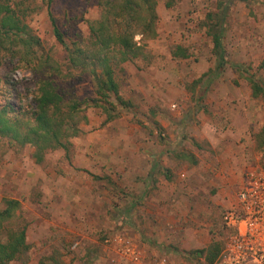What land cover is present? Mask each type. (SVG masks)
<instances>
[{"label":"rangeland","instance_id":"1","mask_svg":"<svg viewBox=\"0 0 264 264\" xmlns=\"http://www.w3.org/2000/svg\"><path fill=\"white\" fill-rule=\"evenodd\" d=\"M2 1L38 39L32 56L61 69L48 76L63 100L81 102L80 132L40 162L0 137V209L19 203L0 240L24 228L27 244L8 264H208L195 251L224 244V211L247 171L264 168V99L248 80L264 78V0L228 3L221 72L207 33L218 0H158L155 36L135 35L144 52L114 68L127 106L113 95L95 106L90 73L67 69L53 32L51 19L83 47L101 0ZM2 55L0 104L33 107L43 73Z\"/></svg>","mask_w":264,"mask_h":264},{"label":"trees","instance_id":"2","mask_svg":"<svg viewBox=\"0 0 264 264\" xmlns=\"http://www.w3.org/2000/svg\"><path fill=\"white\" fill-rule=\"evenodd\" d=\"M158 0H101V14L88 27L87 43L84 46H70L51 19L53 32L64 47L67 56V69L89 72L95 85L96 98L92 101L103 104L108 97L127 106L119 97L118 84L114 78L115 66L132 61L142 55L143 45L134 40L139 34L141 39L156 34V5ZM230 0H218V12L208 13L211 20L207 33L213 42V54L217 60V72L227 64L223 47V24ZM39 45L38 39L30 32L17 10L0 0V58L9 53L18 63L37 68L43 77L38 79L34 106H18L9 101L0 104V137L8 139L11 146L28 145L33 147L32 156L36 162L42 161L45 153L58 148L66 149L68 139L80 132L78 115L80 101H64L57 92L50 74H62L59 66L45 57L35 58L32 49ZM20 48V49H19ZM175 57H187L184 48L178 46ZM19 49V50H18ZM19 53V56H18ZM34 59V60H33ZM1 62V60H0ZM19 66V65H18ZM264 71V59L259 65ZM251 95L264 99V78L249 75ZM9 90V80L6 81ZM85 120V116L81 117ZM17 200L6 201L0 209V226L10 220L19 207ZM223 244L212 241L204 249L195 251L206 263H213L219 256ZM25 229L10 231L5 240H0V264H8L19 258L26 250Z\"/></svg>","mask_w":264,"mask_h":264},{"label":"built area","instance_id":"3","mask_svg":"<svg viewBox=\"0 0 264 264\" xmlns=\"http://www.w3.org/2000/svg\"><path fill=\"white\" fill-rule=\"evenodd\" d=\"M222 222L226 236L213 264H264V168L247 171Z\"/></svg>","mask_w":264,"mask_h":264}]
</instances>
